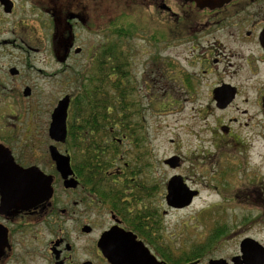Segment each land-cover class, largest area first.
I'll list each match as a JSON object with an SVG mask.
<instances>
[{
    "label": "flooded vegetation",
    "instance_id": "obj_1",
    "mask_svg": "<svg viewBox=\"0 0 264 264\" xmlns=\"http://www.w3.org/2000/svg\"><path fill=\"white\" fill-rule=\"evenodd\" d=\"M109 1L115 11L114 24L124 18L134 24L143 21L149 32L144 38L147 60L140 74L134 68L135 50L129 55L130 86L142 82L152 88L179 87L186 90V102L192 101L194 88H211L207 105L193 111L206 120L209 115L222 114L210 129V142L218 151L228 152L230 158L232 155L235 167H241L264 140V132L252 127V121L264 117V0H0V100L5 98L3 76L8 58L12 63L25 53H49L61 71L47 75L66 73L73 55L83 51L75 46L73 30L82 25L98 32L102 6ZM39 7L52 15L49 47H42L45 44L37 28L23 19ZM71 7L73 10H68ZM66 29L70 34L67 39ZM168 50L175 54L167 55ZM112 55L111 78L115 82L119 78L117 49ZM101 56L102 45L91 47L78 74L86 95L91 94L88 88L92 80L101 78ZM8 71L11 77L22 76L17 65ZM25 91V97L32 95L31 89L28 96ZM9 94L20 96L15 91ZM66 96L71 98V109L74 92L65 94L57 104ZM164 97L171 106L182 104L171 92H165ZM8 131L5 117L0 118V264H111L100 244L112 231L118 237L114 243L117 252L133 254V241L124 237L132 234L158 261L168 264L154 245L163 240L168 213L186 209L168 206V183L151 195L150 187L135 177L137 171L131 164L108 172L101 165L88 166L86 154L77 168L68 136L66 142H56L50 137V127L35 130L36 136L45 138L33 145L18 144L16 129ZM52 147L70 157L71 175L66 177V168L58 167ZM177 157L179 169L184 159ZM30 168L43 174L38 176L37 172L31 180H42L45 189L51 187L49 198L31 200L33 190L23 195L22 171ZM69 182H76V186H69ZM25 188L34 189L29 184Z\"/></svg>",
    "mask_w": 264,
    "mask_h": 264
},
{
    "label": "rangeland",
    "instance_id": "obj_2",
    "mask_svg": "<svg viewBox=\"0 0 264 264\" xmlns=\"http://www.w3.org/2000/svg\"><path fill=\"white\" fill-rule=\"evenodd\" d=\"M68 10L73 9L71 7ZM114 12L112 3L106 2L102 6L103 21L98 32H91L82 25L73 30L75 46L83 51L73 55V59L68 62L71 69H66V73L48 76L61 71L55 57L49 53H25L12 63L9 58L6 60V76L2 73L6 89L3 92L5 98L0 100V118L4 120L5 117L8 134L11 129H16L20 139L18 144L39 143L45 136H36L35 130L37 132L50 127L57 102L65 94L84 91L78 74L87 63L89 49L94 45H102V51L104 47L112 45L114 50L117 49V55L122 53L125 59L135 50V72L140 74L143 71V64L147 60L144 38L149 32L144 28L143 21L134 24L124 18L114 24ZM23 19L33 29L37 28L39 40L45 44L42 47H49V37L54 30L52 15L39 7L38 12L32 13V16L24 14ZM118 26L128 29L126 39L119 40L116 33ZM69 36L66 29V39ZM167 52V55L169 52L175 54V51ZM9 65H17L22 76H9ZM77 87L82 88L78 90ZM92 87L89 85L88 89ZM26 88L32 90L29 97L23 95ZM130 88V131L117 136L122 141L119 155L123 156V160L113 165L108 172L115 173L124 167V163L131 164L137 171L135 177L141 184L144 182L150 187L151 195L158 188L162 191L164 184L174 176L183 177L190 189L200 192L189 208L168 213L163 223V240L154 245L155 248L159 252L169 249L171 255L179 259L193 246L207 242L217 231L226 229L227 233H219L220 238L213 240L211 251L200 264H209L210 260L216 259H224L231 264V260L240 255V244L244 239L252 238L264 245V140L257 143L256 149L241 167H235L233 156L230 158L228 152L213 148L210 142V129L222 114L209 115L206 120L193 111L207 105L211 88H194L190 102H186V90L179 87L152 88L140 82ZM10 91L18 92L20 96L10 95ZM107 91L108 96L116 99L113 88H107ZM165 92L173 93L182 104L179 102V105L171 106L164 97ZM163 104L165 109H162ZM252 123L254 131L264 132V117ZM70 151L74 156L72 146ZM177 155L184 159L181 168L175 170L164 163Z\"/></svg>",
    "mask_w": 264,
    "mask_h": 264
},
{
    "label": "trees",
    "instance_id": "obj_3",
    "mask_svg": "<svg viewBox=\"0 0 264 264\" xmlns=\"http://www.w3.org/2000/svg\"><path fill=\"white\" fill-rule=\"evenodd\" d=\"M116 33L120 37L119 40H123L127 37L128 29L118 26ZM124 44L122 42L123 46ZM111 46L103 48L101 78L97 81L92 80L91 85L93 87L91 90L88 89L91 94L86 95L83 90L77 91L70 109L68 142L73 147V157L77 168L81 167L80 162L83 160L84 154H86L88 166L101 165L103 170H109L114 161L120 162L123 158L121 154L119 155L121 144L116 139L119 133L127 132L130 129L128 120L130 119L131 103L128 101V96L132 88H130L129 79H127L129 57L125 59L122 53L119 54L117 60L119 78L114 82L111 78V64L114 58L112 55L113 47ZM107 88H113V91H117L116 99L108 96ZM78 90L80 89L78 88ZM219 233L225 234L227 231L226 229L217 231L207 242L193 246L179 259L172 256L169 249L165 252L157 251L168 264L194 262L200 264V261L211 251L212 244H214L213 240L220 238Z\"/></svg>",
    "mask_w": 264,
    "mask_h": 264
},
{
    "label": "water",
    "instance_id": "obj_4",
    "mask_svg": "<svg viewBox=\"0 0 264 264\" xmlns=\"http://www.w3.org/2000/svg\"><path fill=\"white\" fill-rule=\"evenodd\" d=\"M26 96L30 95V89H26ZM71 104L70 96H66L55 107L50 124V137L56 142H66L68 136V116ZM52 157L60 169L66 168V177L72 174L71 159L69 156H62L58 153L57 149L51 148ZM179 158L173 157L165 161V164L172 169L179 167ZM43 174L37 168H30L22 171V185L23 195L25 192L33 190L32 199L44 200L49 198L52 194V189L44 188L41 181H33L32 178ZM32 185L34 189L28 190L25 187ZM69 186H76V182H69ZM168 196L166 198L169 207L173 208H188L192 206L194 199L199 195L198 191L192 190L188 187L185 179L181 176H174L170 179L167 185ZM25 199V196L23 197ZM124 233V232H123ZM117 234L112 231L103 236L101 246L104 250L106 258L111 264H164L157 260V258L146 248L142 242L136 240V236L132 234H125L128 241H133L135 245L133 254L119 253L117 247L114 245L118 239ZM114 241V242H113ZM199 264V262L189 263ZM209 264H230L224 259L210 260ZM231 264H264V245L252 238L244 239L240 244V255L231 260Z\"/></svg>",
    "mask_w": 264,
    "mask_h": 264
}]
</instances>
